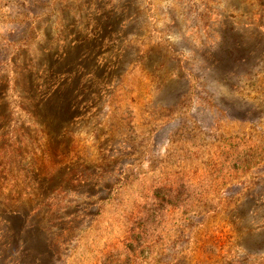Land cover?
<instances>
[{
    "label": "rangeland",
    "instance_id": "374dc122",
    "mask_svg": "<svg viewBox=\"0 0 264 264\" xmlns=\"http://www.w3.org/2000/svg\"><path fill=\"white\" fill-rule=\"evenodd\" d=\"M0 264H264V0H0Z\"/></svg>",
    "mask_w": 264,
    "mask_h": 264
},
{
    "label": "trees",
    "instance_id": "16d2710c",
    "mask_svg": "<svg viewBox=\"0 0 264 264\" xmlns=\"http://www.w3.org/2000/svg\"><path fill=\"white\" fill-rule=\"evenodd\" d=\"M241 44H242V42L239 41L236 45H237V46H240ZM223 45H225V42H224ZM223 49L225 50L226 47L224 46ZM224 52H225V51H223L222 58H221L222 60H224L223 62H224V63H225V62H227V63L232 62V61H233L232 52H229L228 55H231V56H227V57H225ZM246 60H247V57H244L241 61H242V62H245ZM236 61H237V60H236ZM236 61H235V62H236ZM220 62H221V61H220ZM219 67H220V65H219ZM66 90H68V86H65V85H64V86H63L59 91H57V92H56L51 98H49V100H47V102H46L45 104H52V103H55L56 101H57V102L60 101V100L65 96ZM65 109H66V106H59L58 109L55 110L54 114H55L56 116L61 115L62 113L65 112ZM37 232H38V228H36V227H32L31 232L28 231V235H30V234H35V233H37Z\"/></svg>",
    "mask_w": 264,
    "mask_h": 264
}]
</instances>
